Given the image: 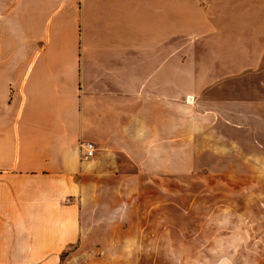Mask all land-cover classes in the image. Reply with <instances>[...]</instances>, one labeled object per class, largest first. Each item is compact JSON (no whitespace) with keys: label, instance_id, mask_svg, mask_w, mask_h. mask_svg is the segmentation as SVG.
<instances>
[{"label":"crops","instance_id":"0c3cea01","mask_svg":"<svg viewBox=\"0 0 264 264\" xmlns=\"http://www.w3.org/2000/svg\"><path fill=\"white\" fill-rule=\"evenodd\" d=\"M227 157L264 187V0H0V264H61L102 192Z\"/></svg>","mask_w":264,"mask_h":264},{"label":"rangeland","instance_id":"374dc122","mask_svg":"<svg viewBox=\"0 0 264 264\" xmlns=\"http://www.w3.org/2000/svg\"><path fill=\"white\" fill-rule=\"evenodd\" d=\"M192 163L189 173L139 174V188L102 192L97 214L109 220L90 222L61 264H264V187L248 190L254 168L246 158Z\"/></svg>","mask_w":264,"mask_h":264},{"label":"built area","instance_id":"2783aa9c","mask_svg":"<svg viewBox=\"0 0 264 264\" xmlns=\"http://www.w3.org/2000/svg\"><path fill=\"white\" fill-rule=\"evenodd\" d=\"M94 152H95L94 145L91 144V143H85V144L83 145V154H82V158H83L84 160H88V159H90V158L93 157Z\"/></svg>","mask_w":264,"mask_h":264}]
</instances>
